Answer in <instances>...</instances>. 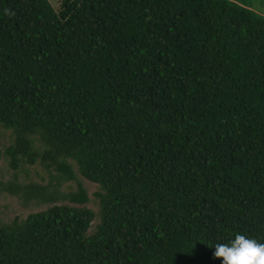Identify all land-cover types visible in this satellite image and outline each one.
I'll return each mask as SVG.
<instances>
[{
	"label": "trees",
	"instance_id": "obj_1",
	"mask_svg": "<svg viewBox=\"0 0 264 264\" xmlns=\"http://www.w3.org/2000/svg\"><path fill=\"white\" fill-rule=\"evenodd\" d=\"M0 125V160L58 173L4 191L82 205L80 182L58 190L69 160L100 186L90 234L86 206L0 222V264H220L235 233L264 243V16L235 0H0Z\"/></svg>",
	"mask_w": 264,
	"mask_h": 264
},
{
	"label": "rangeland",
	"instance_id": "obj_2",
	"mask_svg": "<svg viewBox=\"0 0 264 264\" xmlns=\"http://www.w3.org/2000/svg\"><path fill=\"white\" fill-rule=\"evenodd\" d=\"M255 11L256 13L264 16V0H235ZM50 4L57 9L61 0H49ZM14 134L11 129L5 128L0 125V143L2 150L13 142ZM36 144V143H35ZM36 145H39L37 142ZM40 150L43 146H40ZM76 172L77 180L62 182L58 186L60 192H68L76 190L77 183L80 182L85 188L89 197L88 202L78 205L70 203L67 200H58L56 202H39L36 199L26 200L21 194L13 195L3 190V184L9 181H16L21 185H28L30 183L38 185H47L49 183L55 184V176L58 175L55 168L47 167L40 160L33 164L22 163L15 171L9 165L8 158L3 155L0 160V222L10 223L14 219L18 221L24 220L29 214L45 210L54 204H68L77 206H86L92 209L95 213V219L91 222L88 234L95 230L96 224L99 222V199L95 193L99 191V184L84 178L77 170L76 165L69 160Z\"/></svg>",
	"mask_w": 264,
	"mask_h": 264
},
{
	"label": "clouds",
	"instance_id": "obj_3",
	"mask_svg": "<svg viewBox=\"0 0 264 264\" xmlns=\"http://www.w3.org/2000/svg\"><path fill=\"white\" fill-rule=\"evenodd\" d=\"M213 248L212 258H222L220 264H264V243L235 233L226 243L217 242Z\"/></svg>",
	"mask_w": 264,
	"mask_h": 264
}]
</instances>
